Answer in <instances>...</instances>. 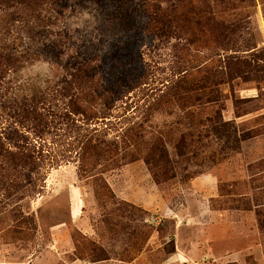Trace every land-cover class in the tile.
I'll return each mask as SVG.
<instances>
[{"label":"rangeland","instance_id":"rangeland-1","mask_svg":"<svg viewBox=\"0 0 264 264\" xmlns=\"http://www.w3.org/2000/svg\"><path fill=\"white\" fill-rule=\"evenodd\" d=\"M103 1L59 0L54 44H32L45 55L8 77L14 96L44 103L46 121L38 136L25 123L17 122V130L0 121L2 135L36 144L44 157L40 180L23 176L21 187L9 189L0 177V264H89L94 258L112 259L109 264H177L171 258L177 223L199 240L210 205L253 210L263 242L264 0H184L190 21L186 24L183 9L169 11L170 26L159 34L148 31L142 5L136 13L142 14L144 33L135 55L125 50L123 64L113 60L115 66L107 68V42L120 44L126 26L118 3ZM156 2L167 9L178 0ZM84 62L87 75L100 77L114 98L102 119L89 107L68 109L56 92L68 78L61 65ZM183 80L204 88L186 92L176 86ZM199 94L203 101L219 99L200 112L228 122L222 138L212 123L199 141L190 136V112L197 110L190 106ZM242 133L252 137L231 149ZM93 137L116 141L115 155L99 152L124 161L111 168L101 158L94 166L95 173L103 172L97 179L83 171L94 159L85 164L78 155L80 141ZM130 139L135 147L126 144ZM152 157L170 160L165 166L170 178L154 179L146 162Z\"/></svg>","mask_w":264,"mask_h":264},{"label":"trees","instance_id":"trees-1","mask_svg":"<svg viewBox=\"0 0 264 264\" xmlns=\"http://www.w3.org/2000/svg\"><path fill=\"white\" fill-rule=\"evenodd\" d=\"M58 1L59 0H0V121L4 120L5 122H9L12 128L15 127V129H17V122L21 124L25 123L28 129H32L36 132L37 136L38 133H43L41 126H43L44 121H46L43 118V110L45 107L40 106L41 104L44 105V103L41 100L26 95L22 97L14 96L13 81L8 77L10 73L21 70L24 65L39 60L45 55L41 50L42 48H34L32 44L46 45L45 47L48 48L51 47L50 42L54 44L51 37L54 36L52 30L56 25L55 21L58 19L57 14L59 12L57 13L58 10H56L59 4ZM100 1L106 3L103 0ZM182 1L184 3V0L170 3L169 7L164 9L156 0H115L118 4L114 6L119 7L123 11H121L122 18L120 20L121 24L126 26V32L121 36L122 38L119 40L120 44L113 42V39L107 42V47L104 50L105 60L103 61V68L115 66L113 60L117 62L120 60V64H123V58L126 57L125 50L135 55L140 36L144 33L140 31L142 23L139 22L142 18V14L136 13L137 11H141L142 5H144L143 8L146 9L144 11L147 12L149 16L147 24L148 31L159 34L166 31V28L170 26L171 20L166 19L169 11H179L183 9L182 15L185 18L186 24L190 21V13ZM107 9L109 10V8ZM138 24H140L139 27ZM47 42L49 43L47 44ZM118 45L123 47L122 52L119 50L121 47H118ZM135 63L137 65L136 61ZM87 65L88 62H84L82 65L75 67L70 64L66 66L61 65V68L65 71L68 78L66 83H60L57 86L56 92L62 97V101L68 109L72 108L75 109L74 111H79L83 107H89L95 114V117L102 119V117L105 116L100 117L99 115H105L114 107V98L110 92L103 90L100 77H90L87 75ZM142 77H144V75ZM176 86L186 92L194 90L199 91L204 88L200 83H188L184 80L179 82ZM125 93H127V91L119 98L117 97V100L122 99ZM203 98V94L197 95L195 97L197 103L190 106V108L196 107L199 111V113H197V110L190 112L191 126L193 128L190 136L194 138V140L197 139V141H199L203 135L202 129L206 127V123H212L213 126L211 130L216 137L222 138V128L227 125L228 122L223 120L222 115L212 117L208 115L203 116L201 115L202 112H200L208 104L219 101V99L212 100L208 98V100L203 101ZM74 107H77V109ZM250 137H252L250 133L239 134L236 138L237 146H230V148L237 151L240 143ZM182 138V140H184L185 137L182 136ZM132 140L135 141L134 139H130L129 142H126L128 147H135V142L132 143ZM80 144L81 151H78V155H80L82 163L87 164L90 159H94L91 168L83 169V171L88 174V176H86L87 178H94L97 175L95 178L97 179L99 176L98 174L103 173L94 172V169H96L94 166L96 163L98 164L101 158L105 160L106 163H110L109 167L111 168L120 167L124 164L122 159L115 160L112 156L104 158L102 153L99 152V149L102 148V151L106 149L111 155H115L119 152L120 148L116 141H106L100 137H93L88 140H81ZM191 145L193 146V143ZM177 148H179L178 145ZM150 150L154 151L153 148H150ZM153 157L147 158L146 162L150 167L154 179L160 182L164 177L170 178L168 170H166L165 167L166 164L170 163V160L156 159ZM43 159V154L40 156V148H38L36 144L21 143L19 139L16 140L15 138L9 140L0 133V177L2 180L5 179L7 181V188L11 189L19 186V179L23 176L29 177L32 180H35L34 178L36 177V180H40L42 169L41 161H43ZM89 165H91V163ZM32 185H34L33 189H36V181H32ZM104 187L110 190V186L106 181ZM112 219L115 221L116 216ZM259 226L261 229L264 228L261 221L259 222ZM262 244L264 247V241ZM106 259L109 258L97 260L94 258L92 262Z\"/></svg>","mask_w":264,"mask_h":264},{"label":"crops","instance_id":"crops-1","mask_svg":"<svg viewBox=\"0 0 264 264\" xmlns=\"http://www.w3.org/2000/svg\"><path fill=\"white\" fill-rule=\"evenodd\" d=\"M207 209L208 216L200 226L203 234L197 241L188 226L181 227L177 223L173 238L176 245L171 255V258L175 256L177 264L191 261L193 264H264V247L261 236L255 230L253 210L213 205ZM184 235L187 236L186 247L182 245ZM78 261L85 263L80 259ZM112 261L108 259L89 264H109Z\"/></svg>","mask_w":264,"mask_h":264},{"label":"clouds","instance_id":"clouds-1","mask_svg":"<svg viewBox=\"0 0 264 264\" xmlns=\"http://www.w3.org/2000/svg\"><path fill=\"white\" fill-rule=\"evenodd\" d=\"M35 67V66H34ZM44 67L46 68L47 67V65H44Z\"/></svg>","mask_w":264,"mask_h":264}]
</instances>
